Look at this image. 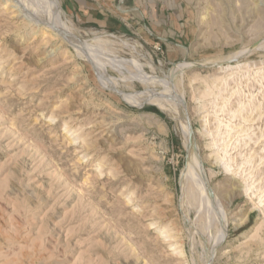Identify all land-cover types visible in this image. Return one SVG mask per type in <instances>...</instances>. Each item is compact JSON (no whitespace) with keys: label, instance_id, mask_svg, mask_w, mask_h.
Instances as JSON below:
<instances>
[{"label":"rangeland","instance_id":"374dc122","mask_svg":"<svg viewBox=\"0 0 264 264\" xmlns=\"http://www.w3.org/2000/svg\"><path fill=\"white\" fill-rule=\"evenodd\" d=\"M57 3L0 0V264H264V0Z\"/></svg>","mask_w":264,"mask_h":264},{"label":"bare ground","instance_id":"6f19581e","mask_svg":"<svg viewBox=\"0 0 264 264\" xmlns=\"http://www.w3.org/2000/svg\"><path fill=\"white\" fill-rule=\"evenodd\" d=\"M53 4L55 5V8H57V10L59 9L60 10V6L58 5L57 3V0H52ZM54 7V6H53ZM52 8V7H51ZM54 9V8H53ZM80 40V39H78ZM73 41V40H72ZM81 42V41H80ZM87 43V42H85ZM80 45H83V44H80ZM89 45V43H88ZM84 46V45H83ZM82 47V46H81ZM80 47V48H81ZM90 45L87 47L89 48ZM92 47H90L89 50L91 49ZM94 50V48H92ZM86 50V49H85ZM88 51V52H89ZM95 51V50H94ZM93 52V51H92ZM91 57H94L96 58L97 56L92 55ZM93 59V58H92ZM97 59V58H96ZM99 62V61H98ZM216 63H220L222 61H215ZM213 62V63H215ZM212 63V62H211ZM98 64V63H97ZM190 63L188 62H185L182 64L183 67L189 65ZM207 64H210V63H207ZM99 65H101L99 63ZM196 65V64H194ZM98 66V65H97ZM100 67V66H99ZM179 67V66H178ZM219 67H222V64H220ZM178 70V69H177ZM176 70V71H177ZM104 74V73H103ZM170 77V76H169ZM171 79V78H170ZM171 82V81H170ZM169 87H171L170 85H168ZM174 87V86H173ZM175 88V87H174ZM170 90V89H169ZM172 91V90H171ZM238 92H236V90L233 92V94L235 93H239L240 91L237 89ZM160 99V98H159ZM154 100V99H153ZM166 100V99H165ZM159 101V100H158ZM160 102V101H159ZM164 102V101H163ZM171 102V101H170ZM173 102V101H172ZM158 103V102H157ZM164 104V103H163ZM162 104V105H163ZM174 104V103H173ZM176 104V103H175ZM182 104V103H181ZM165 105V104H164ZM171 105V104H170ZM183 107V105H181ZM179 107V106H172V108H174L175 111L178 112V115L180 116V120H182V123H183V130H184V133H185V136H186V140L185 142L183 141L184 143V146L186 147V149L188 150V154H189V157H188V154H187V160L188 162L186 163V166L184 167L182 173H181V176H180V186H181V189H182V193L184 196H189V197H196V196H200V197H204L205 195L208 197V198H213L211 197V190L210 188L206 185L205 183V180H204V176H203V169H202V166H201V163H200V159H199V154H198V147H197V144L195 143L194 139L191 138L190 136V129H189V126H188V122L186 120V117H185V113H184V110L182 107ZM164 107V106H163ZM166 107V106H165ZM171 108V106H169ZM167 107V108H169ZM247 108H251V102H250V106H247ZM167 111V110H166ZM225 112V109H222V112ZM170 113V111H168ZM172 114V112H171ZM177 116V115H176ZM178 116V117H179ZM218 116V115H217ZM235 117V115H232L231 118ZM219 120V124L218 125V129H220V133H225V135L223 136L224 138H228V137H231L230 139L233 138V136H235V134H231V132L229 130H226V131H229L228 133L225 132H222V126H228V124L224 122L223 119H221L220 117L217 118ZM181 123V122H180ZM224 123V125H223ZM182 126V124H181ZM223 135V134H222ZM184 138V137H183ZM250 140V139H248ZM246 141V139H244V145H247L249 141ZM216 142V141H215ZM223 150L224 151V155L221 157L222 160H226L227 159V162L226 165H229V161H232L233 158L231 156L227 157L228 154H229V150H228V147H229V144L228 142L225 143L224 141V144H223ZM237 147V145L235 146V148ZM185 149V150H186ZM187 152V151H186ZM202 160V158H201ZM203 161V160H202ZM248 163V162H247ZM204 201V199H202ZM262 201V200H261ZM207 202V201H206Z\"/></svg>","mask_w":264,"mask_h":264},{"label":"water","instance_id":"95a60500","mask_svg":"<svg viewBox=\"0 0 264 264\" xmlns=\"http://www.w3.org/2000/svg\"><path fill=\"white\" fill-rule=\"evenodd\" d=\"M223 62H220V63H213V64H202V63H197L198 66L200 67H203V66H209V65H220L222 64ZM181 102L183 104V110H184V113H185V117H186V120L188 122V126H189V129H190V136L191 138L194 139L195 143L197 144V140H196V137H195V131L193 129V126H192V121H191V118L189 116V113H188V110H187V106H186V103L184 101V98L182 97L181 98ZM198 146V144H197ZM198 154H199V159H200V163H201V166H202V169H203V176H204V180H205V183L208 187H210V184H209V181H208V178H207V175H206V171H205V167H204V162L201 160V156H200V149H199V146H198ZM214 256L211 257L210 259V262L209 264H211L212 262V259H213Z\"/></svg>","mask_w":264,"mask_h":264},{"label":"trees","instance_id":"16d2710c","mask_svg":"<svg viewBox=\"0 0 264 264\" xmlns=\"http://www.w3.org/2000/svg\"><path fill=\"white\" fill-rule=\"evenodd\" d=\"M159 113H161L160 111H158Z\"/></svg>","mask_w":264,"mask_h":264}]
</instances>
